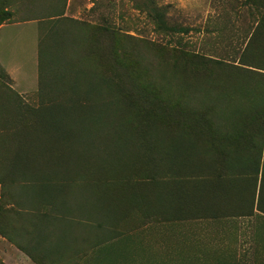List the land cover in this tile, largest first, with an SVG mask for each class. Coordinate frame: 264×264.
<instances>
[{"label":"rangeland","instance_id":"374dc122","mask_svg":"<svg viewBox=\"0 0 264 264\" xmlns=\"http://www.w3.org/2000/svg\"><path fill=\"white\" fill-rule=\"evenodd\" d=\"M57 1L0 0V26L42 20L40 18L55 10ZM100 1L105 12L92 18L91 24L65 19L58 20L54 26L47 19L42 22L43 30L50 32L47 38L41 37L50 55L45 59L39 55L38 83L33 77L37 67L32 54L27 57L21 54L22 49L26 53L31 49L28 45L17 48L20 52L16 58L19 60L15 64L23 69L21 75L28 78L23 81L26 89L31 90L27 94L19 95L13 89L14 81L0 62V104L6 99L7 89L11 88L22 98L26 108L71 110L58 118L64 121L70 132L63 145L68 146L67 153L81 157L80 163L88 161L85 159L87 155L99 156L100 151L102 161L106 160L107 149L101 146L114 145L111 143L116 140L105 138L110 129L102 132L101 140L94 133L97 128L78 127L80 123L89 125L87 119L96 118L101 111L97 110V105L108 104V91L112 94V101L118 103L115 112L121 114L114 120L121 122L132 115L140 119L134 122L133 129L142 134L150 131L144 123L149 118L148 113L179 103L182 89L193 90L194 105L199 106L205 103L206 93L214 97L221 93L224 84L235 86L238 74L251 77L246 84L257 85L256 79L260 80V77L250 73L264 72V23H261L264 0H116V18L114 0H111V18L108 14L110 1ZM78 3L82 4L75 1L72 7L76 16L78 7L84 8ZM93 90H100L104 100L96 101ZM56 113L51 112L50 118H57ZM35 121L34 118L32 123ZM52 138L43 140L37 130L33 144L38 156L50 151ZM99 140L103 143H98ZM136 142L135 145L127 144L130 151L140 154L147 150L146 143ZM40 147L42 150L38 149ZM60 149L58 152L63 150L61 153H65L66 148ZM121 151L120 148L114 150L115 153ZM130 163L126 159L122 164ZM56 164L53 170L57 171ZM121 166L117 169L120 170V176L116 178L120 181L118 186L113 184L111 173L99 170L96 171L97 178L82 179L78 188L86 192L91 181L97 185L102 182V192L109 190L110 197L122 203L115 205L118 214L126 215L130 211L125 220L132 215L129 201L133 190L129 186L140 192L143 189L141 184L147 179L143 172L130 171L134 174L130 176L131 180H127L129 171ZM87 170L81 166L80 175L91 173ZM69 178H74L73 174H69ZM58 179L63 180L60 176ZM108 184L113 186L105 187ZM243 222L183 225L179 228L180 233L191 237V246L197 247L199 254L175 255L174 261L167 263L157 254L137 255L145 259L133 262L130 259L126 264H264V220L254 218ZM120 228L126 229L127 224L124 222ZM136 241L139 242L136 239L130 242V246H121L120 243L118 247L133 250Z\"/></svg>","mask_w":264,"mask_h":264},{"label":"crops","instance_id":"0c3cea01","mask_svg":"<svg viewBox=\"0 0 264 264\" xmlns=\"http://www.w3.org/2000/svg\"><path fill=\"white\" fill-rule=\"evenodd\" d=\"M75 1L84 5V8L78 7L77 16L72 11ZM109 1L111 18L112 1ZM102 4L100 0H67L63 19L91 24L92 18L105 12ZM113 11L116 18V0ZM55 19L47 22L54 26ZM42 22L45 20L0 26V62L14 81L13 89L19 95L31 90L26 89L23 82L28 79L21 75L23 69L16 67L20 52L17 48L28 45L31 49L28 53L22 49L21 54L23 57L32 54L37 67L33 77L38 83L41 37L47 38L50 34L43 30ZM240 107L221 106L223 110ZM215 123L219 125L215 139L206 129L204 142L186 140L181 144L177 141L166 144L164 139L158 141L156 184L150 194H145V198L134 204L132 215L121 223L103 224L101 203L96 200L92 205L79 200L74 211V215L78 214L73 217L67 215V204L71 203L62 200L59 208L57 200L55 207L46 210L47 216L14 223L12 228L20 230L17 234H11L10 238L0 236V261L3 264H126L130 259L132 262L145 259L137 255L157 254L167 263L173 262L175 255L199 254L197 247L191 246V237L180 233L179 228L183 225L213 221L244 223L243 220H257L258 217L262 220L260 216L264 214L258 210V203L264 170V123L250 119ZM212 140L219 142L212 143ZM0 191L1 201V185ZM252 200L254 214L246 216L251 214ZM232 213L239 217L231 216ZM124 222L126 229L120 228ZM136 239L139 242H135L133 250L121 249Z\"/></svg>","mask_w":264,"mask_h":264},{"label":"trees","instance_id":"16d2710c","mask_svg":"<svg viewBox=\"0 0 264 264\" xmlns=\"http://www.w3.org/2000/svg\"><path fill=\"white\" fill-rule=\"evenodd\" d=\"M66 6L67 0H58L55 10L40 19L50 20L56 18L57 22L63 19ZM263 20L264 16H262ZM262 21L261 23L263 24L264 22ZM39 55L40 58L43 56L44 59L50 55V50L46 48V44L43 43L42 38ZM250 74L260 77V80L255 78L258 81L257 85H251L250 82L246 84V81L251 80V77L247 78L246 74L244 77L238 74V83L235 86L231 83L224 84L223 88H221V93L214 97H210V94L206 93L204 95L205 103L199 106L194 105L195 99L193 97L195 96V92L188 88L182 89L179 103L163 107L160 110L158 109L156 113H148L147 116L149 118L145 119L144 123L149 127L150 131L142 134H138L135 128L133 129L132 125L137 123L135 121L140 120L135 119L134 116L131 115L121 122L114 120L121 114L115 112L118 110L116 107L118 103L112 101L110 98L112 94L108 91V104L104 102L97 105V110L101 111L96 115V118L87 119L89 125L80 123L78 127L97 128V131H94V133L96 132L97 137L99 135L98 138L101 140L103 137L102 132L110 129L105 138H115L117 141L115 140V142L111 143L114 145L101 146L103 149H107L106 160L102 161V153L100 151L99 156L96 154L87 155L85 159L88 161L85 164L80 163L81 157L67 153L68 146L63 145L64 138L66 137L65 140H68L70 132L69 129L66 130L65 127L67 125L58 116L61 117L62 114L67 115L65 112H70L71 110L26 108L22 98L13 89L8 88L6 99L2 100V104H0V185L2 186L0 236L10 238L12 237L11 234H17L20 230L18 231L16 228L15 231V228H12L14 223L31 222L37 220L39 217L47 216L46 210L50 207H55L57 200L59 208L62 207L60 203L62 200L71 203V206L67 204L69 211L67 215L70 217H73L75 206L79 200L84 201L88 205H92L93 201L96 200L101 203L103 224L110 221L117 224L121 223L126 216L130 215V211L126 215L118 214L119 212L115 205L119 206L122 203L113 200L110 197L109 190L105 189L102 192V182L99 181L100 183L97 185L94 183V180L93 182L91 181L90 189L88 188L86 192L78 188L80 186L78 183L82 179L91 180L92 178H97L96 171L100 170L101 173L103 171H107L108 174L111 173V179L114 180L113 184L118 186L120 181H117L116 178L120 176L118 175V171L120 170L117 169L121 165V168L129 171L130 175H128L127 180H131L130 176L134 174L130 173V171L136 173L138 171L143 172V176L147 180L141 184L143 189L140 192L128 185L129 189L133 190L132 199L129 201L132 203V210L134 204L145 198V194H150L149 191L156 184L158 141L160 139H164L166 144H172L175 141L181 144L186 140L204 142L207 136L205 134L206 129L210 131L209 134L212 139L217 138L219 125L215 122L220 120L250 119L260 120L264 123V72ZM244 81L243 85L240 84V82ZM173 90V92L176 91L175 89ZM201 93L203 92L201 91ZM93 95L96 101L104 100L100 90H93ZM1 99L2 96H0ZM223 104L239 105L241 107L235 110H223L221 108ZM51 112H57V118H50ZM34 118L36 121L32 123ZM109 122L111 123L109 124ZM115 123L117 125H114ZM37 130L42 134L43 140L47 141L49 137L55 138H52L53 144L50 151L42 152L40 156L37 155L36 147L33 144V137L37 133ZM101 140L98 143L102 144ZM136 140L146 143L147 150L141 151L140 154L132 152V150L130 151L127 144L135 145L137 144ZM216 142L219 141L212 140V143ZM233 144L231 141L230 145L233 146ZM58 148H66L65 153H61L63 150L58 152ZM115 148H120L122 151L115 153ZM38 149L42 150V147ZM109 159L111 163L108 164ZM124 159H129L131 161L130 165L122 164L125 161ZM55 162L57 164L54 168L57 171L53 170ZM81 166L88 169L87 172L91 173L83 176L80 175ZM50 169L52 173L49 172ZM62 172H64V175H62ZM69 174H73L74 178L70 179ZM58 176L62 177L63 180H59ZM262 179V191L258 210L264 214V170ZM113 184H108L105 187L109 188ZM253 210L254 200H252L251 204V214L246 216H253ZM77 214L74 216H77ZM231 216L239 217L237 213H232ZM260 218H264V216H260ZM0 264L3 263L0 261Z\"/></svg>","mask_w":264,"mask_h":264}]
</instances>
